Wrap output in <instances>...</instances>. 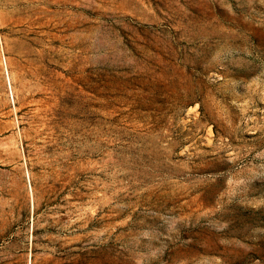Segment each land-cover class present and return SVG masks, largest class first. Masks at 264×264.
<instances>
[{
	"label": "rangeland",
	"instance_id": "374dc122",
	"mask_svg": "<svg viewBox=\"0 0 264 264\" xmlns=\"http://www.w3.org/2000/svg\"><path fill=\"white\" fill-rule=\"evenodd\" d=\"M0 264H264V0H0Z\"/></svg>",
	"mask_w": 264,
	"mask_h": 264
}]
</instances>
